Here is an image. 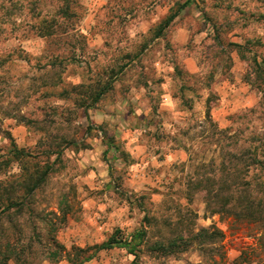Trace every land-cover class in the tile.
Wrapping results in <instances>:
<instances>
[{
	"label": "clouds",
	"instance_id": "1",
	"mask_svg": "<svg viewBox=\"0 0 264 264\" xmlns=\"http://www.w3.org/2000/svg\"><path fill=\"white\" fill-rule=\"evenodd\" d=\"M0 264H264V0H0Z\"/></svg>",
	"mask_w": 264,
	"mask_h": 264
},
{
	"label": "rangeland",
	"instance_id": "2",
	"mask_svg": "<svg viewBox=\"0 0 264 264\" xmlns=\"http://www.w3.org/2000/svg\"><path fill=\"white\" fill-rule=\"evenodd\" d=\"M246 224H247V220L246 219H241L240 221H239V228L240 229H243L245 226H246ZM226 239H231V236L229 235V236H226ZM237 239L239 240L240 239V236L238 235L237 236ZM244 242L246 243L247 242V238L245 237L244 238Z\"/></svg>",
	"mask_w": 264,
	"mask_h": 264
}]
</instances>
